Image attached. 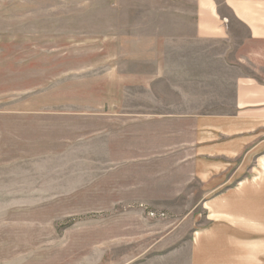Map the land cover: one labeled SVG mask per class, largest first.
<instances>
[{
  "label": "rangeland",
  "instance_id": "obj_1",
  "mask_svg": "<svg viewBox=\"0 0 264 264\" xmlns=\"http://www.w3.org/2000/svg\"><path fill=\"white\" fill-rule=\"evenodd\" d=\"M194 20L192 0H0V264H147L189 238L201 186L163 173L141 120L203 92L157 80L225 50L175 45ZM219 80L207 92L231 104Z\"/></svg>",
  "mask_w": 264,
  "mask_h": 264
},
{
  "label": "crops",
  "instance_id": "obj_2",
  "mask_svg": "<svg viewBox=\"0 0 264 264\" xmlns=\"http://www.w3.org/2000/svg\"><path fill=\"white\" fill-rule=\"evenodd\" d=\"M192 1V36L181 34L174 44L188 46L189 40L191 46L223 45L225 50L178 58L184 63L198 59L205 64L203 74L191 66L159 67L158 87L175 95L197 84L203 92L181 103L160 102L157 110L166 113L155 122L142 118L141 136L154 135L161 145L163 154L151 158L174 160L166 176L189 175L200 184L196 207L202 211L193 212L186 241L147 264H264V0ZM214 60L220 65L213 76ZM233 72L237 75H229ZM213 79H220L226 91L232 88L231 104L226 93L214 98L207 92ZM225 107L233 113H213ZM183 184L163 179L160 189H152L182 191Z\"/></svg>",
  "mask_w": 264,
  "mask_h": 264
}]
</instances>
